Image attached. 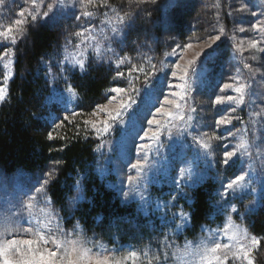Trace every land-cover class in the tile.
Segmentation results:
<instances>
[{
    "label": "trees",
    "instance_id": "16d2710c",
    "mask_svg": "<svg viewBox=\"0 0 264 264\" xmlns=\"http://www.w3.org/2000/svg\"><path fill=\"white\" fill-rule=\"evenodd\" d=\"M49 1L46 0L44 5ZM238 1L250 5L251 10L256 8L255 5L259 6L258 20L264 19L261 15L264 13L263 0H157L156 4L108 0L109 6L96 0L95 5L83 7L79 0H75L72 9L61 10L57 16L38 19L34 24L28 18L24 39H18L15 44L7 40L0 42V54L6 50L15 54L12 75L6 85L7 98L0 103L2 173L13 175L22 171L36 174L54 163L57 174L48 186V196L53 209L59 213L61 226L77 231L87 240L105 242L115 251L122 245L147 248L153 242L162 243L165 238L171 237L168 230L191 239L202 233L205 227L219 224L224 218L222 212L226 211L221 207L219 189L222 182L230 179V175L239 174L240 165L239 158H235L230 167L222 166V152L226 148L230 150L240 140V136L244 135L239 133L240 126H249V118L253 117L250 116L252 111L248 112V102L238 108L231 102L214 104L216 96H229L234 92L232 89L222 91L225 83H231L240 71L242 76L246 73L230 39L234 33L233 26L238 23V12L233 8ZM23 8L31 9V0H3L0 3V20L6 26L12 24L21 18L17 14ZM83 11H91L93 16L77 21L75 17ZM117 13L134 14L132 27L124 28L126 36L122 37L123 43L118 39H105L113 36L111 29L117 23ZM221 27L224 28L221 40L196 59L188 76L189 90L192 88L195 91L191 93V98L197 99L195 107L202 108L204 121L209 120L213 124L221 116L228 114L233 117L230 124L219 126L217 130V137L221 139L213 140L212 160H209L210 156L197 157L195 143L190 137L184 141L179 135L180 141L177 140L175 146L185 144L188 151L186 158L189 159L186 166L183 165V157L176 165L177 168L192 169L195 185L190 186L192 182L189 181L178 188L174 175L161 181L153 178L149 192L151 196L155 193V200L150 196L143 204L136 200L126 201L120 195L113 172L117 151L104 150L102 135L99 139L95 128L86 121H92V112L105 103L115 87L126 90L121 97L126 102L131 99L137 103L149 90L156 89L159 95L162 94L171 85L166 65H171L176 58L180 47L177 48L175 43L180 42L178 45L181 46L187 41H201L219 35ZM82 28L97 30L104 38H98V42L106 48L110 45L116 55L109 52L99 61L88 56L84 72L65 65L66 71L61 76L57 62L63 59L65 48L80 42L82 37H76L74 33ZM174 49L175 54H172ZM124 56L131 57V63L121 65L119 71L124 75L114 79L117 71L114 61ZM261 56L264 61V51ZM42 59L52 63V72L56 74L54 83H48ZM2 65L0 59V78L5 72ZM133 65L137 69L143 68V71L133 70L129 74ZM65 76L78 93V98L70 106L49 101L53 88L67 87ZM146 76L148 83H145ZM233 108H236L235 112H232ZM72 112L77 115L72 116ZM193 116L198 118L197 111ZM65 117L68 119L65 120ZM57 124L60 127H56ZM194 130L190 127L189 133ZM49 132L53 134L52 140L47 138ZM233 132V136L229 135ZM110 136L122 140L120 127ZM81 179L84 199L72 212L67 196L74 194L70 186ZM152 186L156 191L154 193ZM183 193H187V198H183ZM246 200L248 202L249 198ZM166 204L167 207L164 206ZM180 211L189 213L191 220L177 230L176 225L181 223ZM174 213L177 214L175 217ZM98 217L101 219L98 220ZM172 217L174 220L171 221ZM235 219L252 235L264 237V192L257 206L242 217L237 214ZM77 222L80 229L76 228ZM252 256L255 264H264V240Z\"/></svg>",
    "mask_w": 264,
    "mask_h": 264
},
{
    "label": "rangeland",
    "instance_id": "374dc122",
    "mask_svg": "<svg viewBox=\"0 0 264 264\" xmlns=\"http://www.w3.org/2000/svg\"><path fill=\"white\" fill-rule=\"evenodd\" d=\"M45 1L46 0H44V2ZM49 2L51 3L52 0H50ZM65 3L68 4V0H65ZM241 3L242 2L238 1L233 6L234 10L237 9ZM39 5L40 0H37V6ZM255 6L256 8L254 10H251V6L249 5L248 12L237 13L238 23L233 26L234 33L230 37V39L234 42V47L236 44L242 43V46L244 48V51L241 52L238 51L235 47L239 55V60L241 59L244 64L250 65L253 70L259 69V72L255 76H251L247 68L244 69V72H246L243 74V76L245 75L244 77L242 76V71H240L238 75L240 76V79L242 78V82H248L251 84V88L249 90V95L246 98V102H248V112L252 111L250 112L252 113V115L250 113L249 114L253 117L249 118V126L241 125L239 128V133H244V136H246L248 139L250 145V155L238 157L240 160V165L238 167L239 174L242 171H248L249 176L247 179L251 181V184L250 189L244 190L243 192H237L235 196L230 194L223 200L221 199V207L226 209L225 212H222L224 213L223 220L219 224L204 228L211 231L212 233L219 232L220 235H214L212 237H209L207 231H202V233L197 234V236H195L194 238L188 239L178 234V237L176 238L175 236L168 237L167 247L164 246V242H153L154 244H148L149 246L147 248H142L141 246L136 247L135 245H122L117 251H114L113 249L108 247L104 242H97L93 240L87 241L83 237V235L78 233L77 231H73L71 229H64L59 222L60 228H62L63 232L65 233V237L63 238H67L70 240H79L81 242L79 247L91 250L88 254L90 258L95 259L99 255L123 260V258L127 256L131 251H137L138 253H142L143 251L148 250L149 255L151 257H155L158 255L161 258L159 262H156L154 260L153 264H198V258H194L191 255H183V253L186 251V242H191L193 249L201 242V240H207L210 245L214 242L228 243L229 241L223 237V232L225 231L226 226L228 224L229 215H231V220L234 225L239 226L241 229H247L241 222L235 219V216L238 214L239 217H242L249 211V209H252L257 206L260 201V196L261 194L263 195L264 192V75H261L264 74V61L261 56V53L263 51L248 48V43L251 40H261L259 33L251 30L252 24L256 23L257 21H264V19L258 20L259 6ZM72 8L73 6L71 5H69V7L67 8H58L53 14H50L49 18L61 14V12H59L61 10H68ZM253 11L257 13V16L254 17L251 15V12ZM6 27V24H3V22L0 20V30H3ZM240 28H244L245 31H239ZM91 35L95 36L96 40L89 39L86 43L81 44V41L85 39L84 37H82L80 42L78 43L81 44V48L79 50H83L85 52L86 60L88 56L96 57L94 53L95 45L99 40L98 38H103L101 37V35H99L97 30H91ZM197 36L198 35L196 34L195 38ZM233 37H235V39H233ZM5 41L6 40L4 38H0V42L3 43ZM189 43L192 45L191 48L183 47L184 45ZM175 44L178 45L180 44V42H176ZM206 44H210L211 46L213 45L209 38H205L201 41H187L184 43V45H181L180 48L177 49V53L175 55L176 58L173 63L171 65H166V67L168 68V74L170 76L168 78V81L171 85H169V88L164 90L162 94L159 95L156 89L149 90L145 92L143 98L137 101V103L133 102L132 109L121 110V103H128L121 98L125 93L114 92L105 101V103L102 104L106 106L105 109L101 110L99 107H97L96 110L92 112L91 117L92 121L96 123V133L97 128L103 127L104 121L107 120L109 121V123L112 124L111 129L107 133H101L99 135L97 134V136L102 135L103 138L101 139L100 136L99 139H101L102 141V148L104 150H106L107 152H112L113 149H116L118 153V159L116 160V163L114 162L116 168L115 173L117 175V186L119 188L120 195L123 197V199H125L123 193L129 192L130 195L127 198L128 200H136L143 204L147 200L146 198H150L151 196L149 194V187L152 184L154 173L157 170L160 171L162 169H165L164 171H160L157 173L156 178H158L159 181L164 179L166 180L171 176L173 177V175L177 181L179 176V170L182 168V166L177 168L176 164L179 160H181L182 157L184 158L183 165L186 166V163L189 159L186 158V155L188 153L186 145L182 144V147L175 146V142L177 140L180 141V139H178L179 135L177 134L176 128L171 129L172 135L171 137H169L167 131L164 130V127H167L169 124V118L163 115L162 113H157L156 108L160 107L161 104H164V107L166 109H170L175 112L176 110L174 106H170L164 103L165 97H168V99L170 100L174 99L177 103L185 105V113H187V109L189 107H194L196 109L195 104L197 102V99H195L194 97L191 98L193 95L191 93L195 92L192 88L191 90L188 89L187 96L184 100H180L178 96H173V93L183 94L182 89L175 87L176 85H179L183 82L179 79L181 73L178 70L176 77H173L171 73L174 70L176 64L184 66L189 60L196 58V53L200 52L202 55L208 48H211L205 47ZM73 46L75 45H71V47L67 48V50L69 52L77 51L78 49ZM101 47L106 48L102 45ZM259 47L264 48V41H261ZM6 52L12 51L6 50ZM253 56H255V59H253ZM9 59L13 61V57L1 59L3 64L2 66L5 71L4 76L8 72H12L13 62L12 64H9ZM4 76L0 78V86L6 87L7 82L10 78L5 84ZM190 82L192 83V80ZM65 88L66 87H61V89H58V91L62 92ZM231 95L236 94L234 92H231ZM64 98V102H54L61 106H70L74 102V100L71 102H67V93H64ZM242 106L243 105H240L239 107ZM117 111H121V119L124 121L123 123H120L118 120L113 119L116 116ZM196 111L198 115V120L194 119L191 126V128H195V130L192 131V133H190L189 135L187 133L182 135V139L184 141H188L190 137L191 142H193V137L201 136L202 134H207V136L209 137H217V130L219 129V126H217L215 123L218 118H216V121H214L215 123L212 124L209 120L204 121V119L206 118L203 117L204 112L202 111V108H197ZM253 113H261V115H253ZM153 117H155L156 120L160 122V125L164 127H160L158 129V126L155 124L149 125L148 121L153 119ZM172 123L180 124L181 122L179 120H175L172 121ZM118 127H120L121 133H123L122 140L110 136ZM145 132H148L147 137H145L144 135ZM153 132L158 133V140L152 139ZM213 140L215 141L218 139ZM213 140L211 141V143L212 147L214 148ZM238 142H236L234 145H236ZM141 145H146L147 147L141 149ZM196 149L197 157H201L202 155L206 156L204 152L198 147ZM206 157L208 158L209 156ZM209 160H212L211 156L209 157ZM137 161H140L141 165L143 166L142 173L138 172L137 169H134L132 167V165L136 164ZM52 166H55V164L53 163L48 165L43 172H39L36 174H28L21 171L13 175H7L5 173H2V171L0 170V176L3 177V183L2 186H0V231L3 230L6 218H8L9 225L15 229L18 226L16 224V221L18 219V216L21 214L24 218L19 220V226L25 228L31 226L28 223L27 212L25 211L21 213L20 202L25 201L27 199V197H25L23 194L25 192H28L32 188V186L36 184L37 179L41 177V174L49 171ZM175 167L177 168V170ZM175 170L176 172H174ZM128 176L136 178L142 177V179H140L138 184L130 185L127 180ZM230 176V179L233 178V175ZM227 182L228 180L224 183L226 184ZM251 189H255V191H251ZM221 190L222 189L220 188L219 191ZM136 192L143 193L145 201H141L139 199V196L135 195ZM153 196H155V193L151 196V198ZM246 198H249L248 202ZM42 199L43 198H40L35 201L34 207L32 209V211L35 213V216L40 219H44V212L51 211L54 214L56 213L52 205H44L42 203ZM153 199L156 198L154 197ZM154 205L157 207V203ZM232 205L236 206L238 212H230V206ZM170 220L172 221L174 220V218L172 217L170 218ZM53 229H55V224H53ZM168 233H170L171 235V230H168ZM248 233L252 235L250 232ZM3 238L11 239L12 234H6ZM18 238L28 237H24L23 234H20ZM49 247H51V245H49ZM41 250L43 251V248ZM165 252H167L168 254V258L166 261L164 260ZM79 255L80 252L77 251L71 254V258L75 259ZM136 264H147V259L141 257L140 259L136 260ZM228 264H246V262H242L239 259L232 260L230 258Z\"/></svg>",
    "mask_w": 264,
    "mask_h": 264
},
{
    "label": "snow or ice",
    "instance_id": "6c2138e0",
    "mask_svg": "<svg viewBox=\"0 0 264 264\" xmlns=\"http://www.w3.org/2000/svg\"><path fill=\"white\" fill-rule=\"evenodd\" d=\"M3 0H0L2 3ZM137 4H156L157 0H135ZM81 7L85 5H95L96 0H79ZM100 4L104 6L108 5V0H100ZM71 6H75V0H68V4L65 3V0H52L51 3L44 5V0H40V5L37 6V0H31V9L23 8L18 12V16L20 19H16L12 24H9L3 30H0V38H4L5 40H10L12 44H15L18 39L25 38V25L27 19L30 18L31 23H35L38 19H47L50 17V14H53L58 8H67ZM41 8H46V10H41ZM236 12L245 13L249 11V6L246 3H241L240 6L235 9ZM230 15L232 13H229ZM151 14L149 13V16ZM218 15V14H217ZM252 16H257L256 12H251ZM261 15H264L262 13ZM93 16V12L91 11H83L81 15L75 17L77 21L81 20V18H89ZM117 23L112 27L111 32L113 36L111 38L105 37L108 39H118L120 43H123L122 37L126 36L124 32V28H131L134 24V14L133 13H124L120 15L117 13L116 15ZM111 23V21H109ZM251 30L259 33L261 40L253 39L248 43V48L253 50L264 51V48H260L259 45L261 41H264V21H257L256 23L251 25ZM239 31H245L244 28H240ZM220 34L215 36H210L209 40L212 44H215L217 41L221 40V37L224 35V28L221 27L219 29ZM76 37H84L85 39L81 41V44L86 43L89 39L96 40L95 36L91 35L90 28H82L81 31L74 33ZM235 39V37H233ZM70 43V41H69ZM81 44H77L75 46L77 51L69 52L67 48H65V55L63 60L57 62V66L60 68V75L64 76L66 71L65 65L72 69L79 68L81 72L85 71L86 68V56L83 50H79L81 48ZM179 48L180 45H177ZM184 48H191L192 45L186 44L183 46ZM205 47H211L210 44H206ZM238 51L243 52L244 48L242 43L235 45ZM111 52L113 55L115 54L114 49L109 47L102 48L100 43L97 42L94 48V53L96 59L99 61L103 59V57ZM175 54V49L173 53ZM15 54L12 52H5L0 54V59H5L8 57H13ZM201 55L200 52L196 53V58ZM196 58L189 60L186 65L181 66L180 64H176L174 70L172 71V76H177V70L181 73L179 79L183 82L175 87L182 89L183 94L181 93H173V96H178L180 100H184L187 96L188 89L190 87L188 83V76L190 71H192V65L196 63ZM255 59V56H253ZM132 58L128 56L117 57L114 61L115 66L117 68L115 78L123 77L124 73L119 71L121 65L125 63H131ZM111 61V58H109ZM12 60L9 59V64H12ZM41 63L46 68L45 76L48 78V83H54L56 80V74L52 72V63L50 61L41 60ZM7 67V65H6ZM154 67V66H153ZM244 67L249 70V74L251 76H255L259 69L253 70L250 65L244 64ZM133 70L143 71V68L137 69L134 65L129 69V74ZM12 72H8L4 76L5 84L7 80L11 77ZM264 75V74H261ZM65 83L67 87L63 89V91H58L55 88L52 89V95L49 97V101L56 102H64V93H67V102H71L78 98L77 90L73 87L71 83L67 82V77H64ZM145 83H148L147 76L145 77ZM251 88V84L248 82H242L239 76L233 78L231 83H225L222 87V91L225 89H232L236 95L229 96H216L214 100V104L220 105L225 102H231L238 108L240 105L246 103V96L249 95V90ZM112 92L115 93H123L126 90L120 87H115L111 89ZM133 91L138 92V89H133ZM7 98V88L5 86H0V103L4 102ZM164 103L170 106L175 107V112L170 109H166L164 104H161L160 107L156 108L157 113H162L163 115L169 118V124L167 127L160 125V122L156 120L155 117L148 121L149 125H157L158 129L160 127H164V130L167 131L169 137H171L172 128H176L178 135L190 134L189 128L192 126V122L194 120L193 113H195L196 109L194 107H189L187 109V113H185L184 108L185 105L177 103L174 99H168L165 97ZM133 101L130 99L127 104L123 102L120 105L121 110L131 109ZM99 108L101 110L105 109V105H100ZM236 108L232 109V112H235ZM72 116L77 115V113L72 112ZM111 115V114H110ZM253 115H261V113H253ZM68 117H65V120ZM118 120L120 123L124 121L121 119V111L116 112V116L113 118ZM233 117L231 115L221 116L217 119L216 125H228L232 122ZM179 120L180 124L172 123V121ZM62 123V122H61ZM87 124H92L95 128L96 123L94 121H86ZM56 127H60L59 124ZM112 127V124L109 121L103 122L102 128H97V134L107 133ZM145 137L148 136V132L144 133ZM229 135H234L233 133H229ZM49 140H52L53 134L52 132L48 133ZM152 139L158 140V133H152ZM213 139H221V137H209L207 134H202L201 136L193 137V142L197 145V147L204 152L206 156L212 155V143ZM141 149L146 148V145H141ZM249 142L246 136L242 135L240 137L239 142L232 147L231 150H226L222 154V159L220 163L225 168L230 167L234 162L235 158L239 156L250 155L249 153ZM134 169H137L138 172H143V166L140 161H137L136 164L132 165ZM57 174L56 166H52L49 171L42 173L41 177L37 179L35 185L32 188L25 192L23 195L27 197L25 201L20 202L21 213L27 212L28 223L31 225L29 227H20L19 220L23 219V215H19L16 221L18 225L15 229L12 228L8 223V218H6L3 230L0 231V264H136V260L141 257L147 259V264H153V261H160V256L151 257L149 255V251L145 250L142 253H138L137 251H131L127 256L123 258V260L110 258L108 256H97L95 259L89 257L90 249L79 247V240H70L65 237V233L63 229L60 228L59 225V213H52L51 211L44 212V219L37 218L35 213L32 211L34 207V202L40 198L42 199V203L44 205H50L51 199L48 196V186L55 179ZM249 172L242 171L240 174L235 175L233 178L229 179L225 184L222 182L221 191L218 192V195L223 200L228 197L230 194L235 196L237 192H243L244 190L250 189L251 181L248 180ZM142 177L136 178L132 176H128L127 180L130 185L138 184ZM191 181L190 186H194L196 180L193 178V171L191 168H181L179 170V176L176 181L177 187L179 188L181 184H188ZM3 177L0 176V186H2ZM71 191L74 193L72 195L67 196V202L70 211L74 212L76 210V206L84 199L83 196V184L82 179L78 180L74 185L70 186ZM251 191H255V189H251ZM125 200L129 197V192L123 193ZM135 195L139 196L141 201H145L144 194L141 192H136ZM175 196L173 200H175ZM183 198H187V193H183ZM167 207V204L164 205ZM230 212L236 213L238 209L235 205L230 206ZM177 214L174 213L175 217ZM179 218L181 220L180 224L176 225L177 230H181L184 226L190 223L191 215L184 211H180L178 213ZM98 220L101 218H97ZM53 224H55V229H53ZM76 228L80 229V225L77 222ZM202 231H207L208 236H219L220 233H212L207 229H202ZM6 234H12L11 239H4L3 237ZM20 234H23L24 237L28 238H18ZM223 237L226 238L229 242H214L209 244L207 240H201V242L193 249L191 242H186L185 249L186 251L183 253L184 256L191 255L194 258H198V264H228L229 259L237 260L239 259L242 262H246V264H254V257L252 253L259 250L261 241L264 240V237H258L256 235H250L247 229H241L239 226L234 225L231 220V215L228 217V224L226 226L225 231L223 232ZM51 245V247H49ZM164 246H168L167 238H165ZM43 248V251L41 250ZM79 251L80 255L75 259L71 258V254ZM168 258L167 252L164 253V260L166 261Z\"/></svg>",
    "mask_w": 264,
    "mask_h": 264
}]
</instances>
